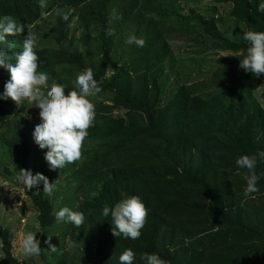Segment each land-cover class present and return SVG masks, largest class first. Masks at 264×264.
<instances>
[{"label":"trees","instance_id":"16d2710c","mask_svg":"<svg viewBox=\"0 0 264 264\" xmlns=\"http://www.w3.org/2000/svg\"><path fill=\"white\" fill-rule=\"evenodd\" d=\"M179 1L48 0L47 7L44 0H0V17L11 16L25 26L0 41L9 62L14 63L29 28L44 14H53L47 38L35 49L38 70L47 71L49 83L67 84V94L76 75L91 68L101 89L97 95L111 97L112 105L94 107L85 138L93 142V155L85 152L77 165L97 190L81 198L83 222L71 227L77 254L83 256L79 264H119L126 248L135 253L133 264H142V253H157L168 264H264V175L258 191L245 197L246 170L235 165L241 155L264 151V110L255 96L264 74L253 76L239 68L247 43L220 31L213 19L216 7L212 19H206L192 9L188 15L176 12ZM226 2L236 22L264 31V13L256 11L259 0ZM113 9L119 19L109 23ZM108 30L113 35H106ZM167 32L185 39L205 35L228 55L209 79L183 83L165 99L163 77L173 57ZM130 33L142 37L144 45H126ZM8 79L0 68V96ZM115 110L124 116L115 117ZM18 111L10 98H0L2 145L9 160L27 170L32 149L27 122L12 120ZM255 172L264 174V160L257 159ZM25 190L38 210L42 251L46 230L55 224L53 207L43 184ZM131 195L148 210L135 240L114 236L110 217L101 215L104 205ZM0 242V264H19L12 235L1 225ZM57 263L69 264L65 259Z\"/></svg>","mask_w":264,"mask_h":264},{"label":"clouds","instance_id":"9594fccd","mask_svg":"<svg viewBox=\"0 0 264 264\" xmlns=\"http://www.w3.org/2000/svg\"><path fill=\"white\" fill-rule=\"evenodd\" d=\"M256 11L264 13V0H259ZM114 19H119L116 9L110 13L109 23ZM33 26L29 28L30 33ZM24 27L11 16L0 17V41H3L5 36L20 34ZM31 34L27 33L23 39L22 49L15 53L14 63L9 62L8 55L0 50V68H4L9 73V79L4 84V91L0 98H10L19 107L17 117L20 116L26 121L27 127L29 122L23 115H28L30 119L39 118L32 129L33 141L41 150L47 149L43 158L50 170L62 169L66 164L79 160L81 156L82 145L88 135L87 129L95 118V108L91 98L95 97L101 89L93 77L91 68H86L76 75L72 89L67 90V94H65L67 84L55 81L49 83L47 71L38 70V56L35 49L39 48L41 43L35 42ZM106 35L111 36L113 32L108 30ZM242 39L247 43V48L243 58H239V68L253 76L264 74V31H243ZM124 43L142 47L144 39L130 33ZM236 56L239 57L240 53L237 52ZM26 101L31 104V107L38 108L39 115L20 111ZM33 157L32 152V159ZM258 158L264 160V151H258L253 155H241L235 160L238 169L246 170L242 177L246 184L243 189L245 197L258 191L257 183L264 175H258L255 172ZM17 180L24 189L36 187L42 182V191L48 196L52 195L56 187L55 183L50 184L43 174L37 172L33 175L30 168L21 169ZM147 214L145 204L135 195L122 197L111 207L104 205L101 210L102 216L110 217L111 231L114 236H123L132 240L139 238ZM53 215L56 222L71 223L76 227H79L84 219L82 212L74 211L67 206L55 210ZM35 236L36 233L29 231L17 237L15 243L23 255L38 256L40 254V241ZM45 243L49 251H56V247L48 240ZM134 259L135 253L127 248L118 257L119 264H133ZM139 259L142 264H168L157 253H142Z\"/></svg>","mask_w":264,"mask_h":264},{"label":"rangeland","instance_id":"374dc122","mask_svg":"<svg viewBox=\"0 0 264 264\" xmlns=\"http://www.w3.org/2000/svg\"><path fill=\"white\" fill-rule=\"evenodd\" d=\"M45 4L50 5L48 0ZM178 4V5H177ZM175 5V10L183 15H188L191 9L194 13L203 16L206 19H212V9H218V16L213 19L218 21L220 31L232 41H244L242 39L243 31H247L243 24L236 22L231 16V5L226 0H204L202 2L189 3L179 1ZM53 14H44L38 24L31 28V33L35 42L43 43L47 38L50 23ZM74 26V23L72 24ZM169 27V26H168ZM181 35V34H180ZM178 34L167 32L164 38L172 46L173 57L166 64V74L163 77V91L165 99L173 94L181 84H199L210 78L213 72L221 66L222 59L228 55L227 52L220 49V46L209 39L207 36L197 34L195 38L185 39ZM194 35V34H193ZM245 42V41H244ZM210 93L214 90L209 89ZM215 93V92H214ZM257 101L264 110V78L262 87L255 93ZM94 107L99 105H112L111 97L108 94H99L91 98ZM20 111L28 112L30 115H39V110L27 101L23 103ZM124 111L116 110L114 116H124ZM23 117L29 122L27 132L34 157L31 160L30 169L32 174L37 172L43 174L49 183H55V191L51 196L45 194L50 200L53 211L67 206L74 211H78L81 198L92 196L96 193V185L91 184L88 179L78 171V162L85 156L93 155V142L85 139L81 149L79 160L72 164H66L62 169L50 170L47 162L44 160V152L37 143L33 141L32 129L39 118L28 115ZM22 120L15 117L13 121ZM10 135V132L8 133ZM4 132L0 131V225L9 230L12 235V254L19 264H58L61 259H65L70 264L71 261L80 263L82 254H77V247L71 238V223L56 222L52 228L46 230V238L53 246L55 252L49 251L48 245L38 256H25L16 246L17 237L29 231L36 233L35 238L40 241L41 230L38 222V210L34 207L31 198L27 195L24 187L18 182V172L21 170V162L10 161L2 142L5 140ZM42 182L33 188H38ZM88 189L90 192H85ZM85 192V194H83ZM83 194V195H82ZM2 246L0 242V258H2Z\"/></svg>","mask_w":264,"mask_h":264}]
</instances>
